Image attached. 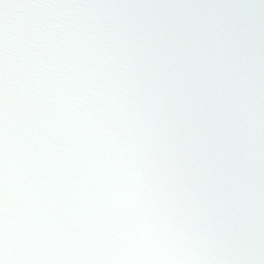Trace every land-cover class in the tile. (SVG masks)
I'll return each mask as SVG.
<instances>
[{
  "label": "clouds",
  "instance_id": "9594fccd",
  "mask_svg": "<svg viewBox=\"0 0 264 264\" xmlns=\"http://www.w3.org/2000/svg\"><path fill=\"white\" fill-rule=\"evenodd\" d=\"M264 0H0V264H264Z\"/></svg>",
  "mask_w": 264,
  "mask_h": 264
},
{
  "label": "snow or ice",
  "instance_id": "6c2138e0",
  "mask_svg": "<svg viewBox=\"0 0 264 264\" xmlns=\"http://www.w3.org/2000/svg\"><path fill=\"white\" fill-rule=\"evenodd\" d=\"M261 195V219L264 221V182L260 186ZM42 264H134V262H115V261H85V260H58L46 261ZM207 264H218V262H207ZM219 264H234V262H219Z\"/></svg>",
  "mask_w": 264,
  "mask_h": 264
}]
</instances>
